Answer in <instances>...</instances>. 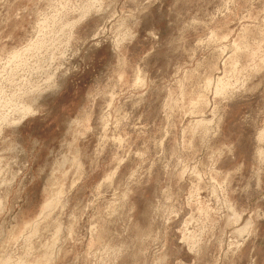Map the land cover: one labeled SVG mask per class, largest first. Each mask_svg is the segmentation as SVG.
Listing matches in <instances>:
<instances>
[{
    "label": "rangeland",
    "instance_id": "374dc122",
    "mask_svg": "<svg viewBox=\"0 0 264 264\" xmlns=\"http://www.w3.org/2000/svg\"><path fill=\"white\" fill-rule=\"evenodd\" d=\"M0 264H264V0H0Z\"/></svg>",
    "mask_w": 264,
    "mask_h": 264
},
{
    "label": "bare ground",
    "instance_id": "6f19581e",
    "mask_svg": "<svg viewBox=\"0 0 264 264\" xmlns=\"http://www.w3.org/2000/svg\"><path fill=\"white\" fill-rule=\"evenodd\" d=\"M26 110H28V111H26V113H28L29 111H31L30 107H29V108H27ZM26 113H25V114H26Z\"/></svg>",
    "mask_w": 264,
    "mask_h": 264
}]
</instances>
